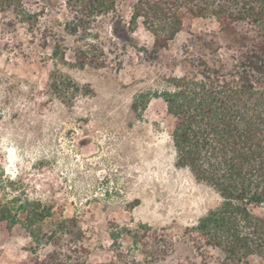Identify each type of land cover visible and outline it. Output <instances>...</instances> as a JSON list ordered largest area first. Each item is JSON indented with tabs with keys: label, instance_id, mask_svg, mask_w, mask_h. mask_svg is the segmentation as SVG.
Returning <instances> with one entry per match:
<instances>
[{
	"label": "rangeland",
	"instance_id": "rangeland-1",
	"mask_svg": "<svg viewBox=\"0 0 264 264\" xmlns=\"http://www.w3.org/2000/svg\"><path fill=\"white\" fill-rule=\"evenodd\" d=\"M133 1L120 0L121 18L98 28L101 67L76 65V48L85 42L64 29L65 0H24L26 10L41 12L30 23L0 11L1 193L52 208L35 239L21 225L0 224V264L221 260L218 249L199 252L189 237L221 197L176 165L173 119L153 94L183 75L185 60L204 41L215 39L222 47L217 56L231 64L227 41L215 18H186L169 46L155 53L141 20L127 29ZM56 41L67 62L52 58ZM54 74L76 92L54 89Z\"/></svg>",
	"mask_w": 264,
	"mask_h": 264
},
{
	"label": "trees",
	"instance_id": "trees-1",
	"mask_svg": "<svg viewBox=\"0 0 264 264\" xmlns=\"http://www.w3.org/2000/svg\"><path fill=\"white\" fill-rule=\"evenodd\" d=\"M119 1L65 0L64 29L85 42L76 48L77 66L105 63L98 28L107 19L121 18ZM10 10L28 23L41 13L26 10L24 0H0V11ZM186 18H215L232 61L217 56L222 47L215 39L204 41L201 51L185 60L189 67L183 75L168 78V85L153 94L164 100L173 119L169 136L176 165L221 197L219 206L190 228L189 237L199 252L211 247L222 255L218 262L200 264H250L252 257L264 264V0H134L127 29L133 32L141 20L153 34L157 53L175 39ZM64 50L56 41L52 58L67 62ZM62 77L52 75L51 86L74 94L78 88ZM2 189L4 174L0 224L21 225L37 238L52 208L19 193L5 199Z\"/></svg>",
	"mask_w": 264,
	"mask_h": 264
}]
</instances>
